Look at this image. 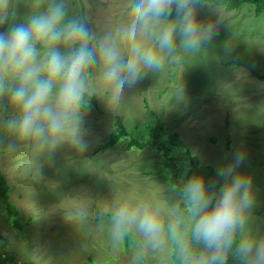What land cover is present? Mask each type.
<instances>
[{"label":"rangeland","instance_id":"obj_1","mask_svg":"<svg viewBox=\"0 0 264 264\" xmlns=\"http://www.w3.org/2000/svg\"><path fill=\"white\" fill-rule=\"evenodd\" d=\"M133 2L68 0V6L100 35L108 19ZM208 4L198 9V18L215 20L216 13L223 20L202 55L169 62L131 88L115 84L106 61L92 68L89 94L96 95L97 105L87 113L83 146L65 143L43 155L38 175L34 171L38 154L25 143L9 150L11 137L0 128V175L8 185L9 203L18 210L17 217L9 214L0 200L6 254L34 264H131V238L114 242L108 217L96 220L99 211L117 199H147L166 208L171 175L176 173V183L187 179L189 160L182 151L127 150L123 139L111 149L94 152L93 147L114 131L117 118L127 129L137 128L136 137L142 140L147 136L145 126L158 118L164 125L162 139L176 132L200 163L216 169L242 151L240 171L251 178L255 193L251 227L264 235V84L253 75H264V13L255 17L249 4L231 11ZM25 11L21 0L17 13ZM6 29L7 24L0 27ZM228 41L231 51L224 56ZM85 189L93 191L96 202L79 197ZM170 255L171 247H162L149 253L144 264H173Z\"/></svg>","mask_w":264,"mask_h":264},{"label":"clouds","instance_id":"obj_2","mask_svg":"<svg viewBox=\"0 0 264 264\" xmlns=\"http://www.w3.org/2000/svg\"><path fill=\"white\" fill-rule=\"evenodd\" d=\"M0 0V128L7 148L28 144L41 157L58 146L84 144L88 72L106 61L115 84L131 88L169 62L198 57L215 35L221 16L198 18L208 0H135L113 14L106 30L95 35L86 17L73 15L68 0ZM231 43L223 46L224 56ZM182 84L177 86L181 97ZM92 127L89 124V129ZM244 153L216 170L220 181L202 174L170 184L167 207L147 199L113 200L104 212L114 242L130 237L131 264H144L149 253L170 246L180 264H264V235L251 227L255 193L240 171ZM96 202L91 189L80 194Z\"/></svg>","mask_w":264,"mask_h":264},{"label":"trees","instance_id":"obj_3","mask_svg":"<svg viewBox=\"0 0 264 264\" xmlns=\"http://www.w3.org/2000/svg\"><path fill=\"white\" fill-rule=\"evenodd\" d=\"M133 2L131 5H133ZM208 3H212L218 6L223 7L227 11L236 10L242 4H249L253 7V13L255 17L260 16L264 13V0H208ZM92 72V69L89 70L88 74ZM258 80L262 81L264 84V75L253 74ZM97 105V97L95 94H88L85 98L84 110ZM152 117L157 118L155 112L149 110ZM114 131H112L106 142L96 144L93 147L94 152H104L108 149H111L117 142L120 140L125 141V149H138L142 150L144 148L154 149L155 151L164 153V154H176L180 151L184 152L189 160V170L187 172V177L191 176L194 173L202 174L205 177L206 183H216L217 187L219 186L220 181L216 177V168L207 163H200L198 158L191 154L190 150L185 146V144L178 137L176 132H171L164 134L165 139H162V133L164 132V125L160 120H156L155 124H147L145 130L147 136L144 140L136 137V132L132 129H127L122 120L117 118L115 121ZM228 141L226 143V146ZM228 148V146L226 147ZM166 168H169L166 163ZM172 183H176L177 176L176 173L171 175ZM8 196V185L6 180L0 175V200L6 204V210L9 214L17 217L18 210L13 207L9 201ZM107 218V214L104 211H99L96 218L97 221H101ZM7 246V239L3 237L0 233V264H34L31 261L20 262L16 260L11 254H6L5 249ZM171 261L173 264H180L176 258L174 250L171 248ZM229 264H234L232 259L229 260Z\"/></svg>","mask_w":264,"mask_h":264}]
</instances>
